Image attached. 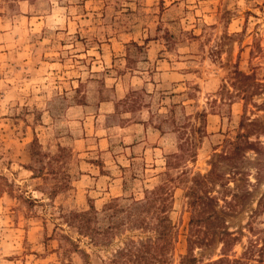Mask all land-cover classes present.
Masks as SVG:
<instances>
[{"label":"rangeland","instance_id":"374dc122","mask_svg":"<svg viewBox=\"0 0 264 264\" xmlns=\"http://www.w3.org/2000/svg\"><path fill=\"white\" fill-rule=\"evenodd\" d=\"M212 164L237 241L188 251ZM148 241V264H264V0H0V264H112Z\"/></svg>","mask_w":264,"mask_h":264},{"label":"trees","instance_id":"16d2710c","mask_svg":"<svg viewBox=\"0 0 264 264\" xmlns=\"http://www.w3.org/2000/svg\"><path fill=\"white\" fill-rule=\"evenodd\" d=\"M237 74V72L235 73ZM251 145L248 141L234 142L231 144V149L229 154L223 155L224 159H234V157H238V154H241L244 149L249 148ZM229 155V156H227ZM212 169L207 175H197L192 177L191 186L188 188L187 195L189 198L188 204L191 209V218L189 221V239L188 243V251H191L192 247H208L213 243L215 239H217L221 245V251H225L226 248L230 247L235 241H237V237L233 236V233L228 232L225 226V217L231 215L234 212L236 206L240 203L237 201L239 195L237 193H233L229 200L225 199L223 196L222 200L224 205L218 207V198L211 194V180L215 173V166L212 164ZM233 175L238 174L237 171L232 173ZM218 179V177H217ZM161 189L162 187L157 188L156 190L148 193L147 199L144 202L135 203V205L129 209L128 215H132L135 213V219L132 221L136 224L137 227H140L142 223H140V217L142 214H152L153 203L161 198ZM161 200H163L161 198ZM165 206L162 205L160 208L159 217L160 223H164V221H168L165 216ZM80 217H86L87 213H83L79 215ZM87 225V222H85ZM80 231L86 230L84 227V222L81 221V226L79 227ZM162 233H159L161 238H166L167 225H163ZM141 242L138 245H135L133 242L131 246L125 247L119 251H117L115 255V259L111 262L112 264H148L149 256L153 259L156 258V254L152 253V249L156 246L155 242L148 241ZM157 249V247H156ZM223 257L219 258L215 261L206 263V264H222L225 262V253L222 254ZM185 256L182 260V264H188L187 260L191 262H196V259L192 257ZM235 264H241L240 261H234Z\"/></svg>","mask_w":264,"mask_h":264}]
</instances>
